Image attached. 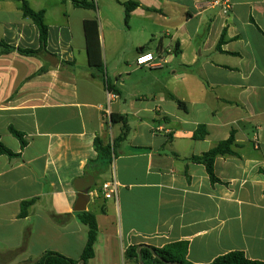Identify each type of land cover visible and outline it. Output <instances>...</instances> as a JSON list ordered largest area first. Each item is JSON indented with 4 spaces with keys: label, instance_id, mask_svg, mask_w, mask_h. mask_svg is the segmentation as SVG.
Wrapping results in <instances>:
<instances>
[{
    "label": "crops",
    "instance_id": "crops-1",
    "mask_svg": "<svg viewBox=\"0 0 264 264\" xmlns=\"http://www.w3.org/2000/svg\"><path fill=\"white\" fill-rule=\"evenodd\" d=\"M21 1L45 13L48 41L37 56L1 44L40 49ZM91 1L95 9L0 0V138L20 155L0 154V264H30L47 251L80 260L88 235L80 193L90 196L85 211L99 227L89 264H126L130 246L172 243L188 245L192 264L236 251L264 263V0H229L228 15L208 0ZM127 2L139 5L128 22ZM87 20L99 23L105 71L119 93L110 105L88 65ZM176 47L161 68L136 65L142 53ZM138 70L145 72L133 79ZM107 112L126 116L130 133L112 165L90 174L96 137L112 144L121 134ZM202 125L207 135L197 140ZM11 127L23 133L24 149ZM232 134L235 155L215 160L220 182L212 183L190 159ZM113 179L117 199H106L102 185Z\"/></svg>",
    "mask_w": 264,
    "mask_h": 264
},
{
    "label": "trees",
    "instance_id": "trees-1",
    "mask_svg": "<svg viewBox=\"0 0 264 264\" xmlns=\"http://www.w3.org/2000/svg\"><path fill=\"white\" fill-rule=\"evenodd\" d=\"M73 5L77 8L83 9H95L96 3L91 0H70ZM21 10L23 14L31 18L37 25L40 33V49L39 50H24L15 49L9 45L1 43L6 52H11L17 50L20 54L26 56H37L42 51L46 50V45L48 41L49 28L44 20V11L36 12L34 11L26 1H21ZM125 8V21L128 22L132 12L139 7L135 2H127L123 4ZM85 38L87 43V56L88 65L94 71L92 77L96 79H101L105 88L108 92L112 94H119L118 91L112 86L107 78L105 71V64L103 60V53L101 47V41L99 36V23L97 20H87L84 23ZM224 32L222 38L219 42V46L224 42ZM176 53H179L178 47L175 48ZM178 106L185 109V104L178 101ZM109 124L112 126L120 125L121 134L116 138L112 144H105L100 137H96L94 141L95 151L97 153V158L95 160H90L87 163V172L91 170L90 174H101L105 172L114 161V154L116 147L124 142L130 133V128L128 125V119L124 115L110 114ZM11 133L15 136L21 143V148L24 149L27 146V142L24 139L23 133L17 131L13 127L10 128ZM207 135V130L204 125L200 126L196 131L194 138L197 140H202ZM235 146L234 134L226 140L217 144L215 147L210 149L208 152L203 153L200 156H194L190 159L191 162L203 165L209 175L210 181L212 183H218L220 180L217 178L215 173V160L218 157L235 155L233 147ZM0 154L6 155L10 158L19 157V154L13 153L8 149L1 141L0 138ZM30 203H25L26 207ZM79 219L88 227L87 242L81 256L80 260H74L68 258L60 253L54 251L45 252L38 260L30 262V264H79L84 262V264H89V261L95 256V244L97 243L99 236V227L97 223L96 216L89 212H82L79 215ZM153 252L156 253L154 256ZM188 245L186 243H172L163 248H155L150 246H144L141 249L142 260L144 264H168V262H178L181 264H192L187 259ZM126 264H139V254L138 246H130L125 250L124 253ZM210 264H264L260 261L249 260L243 252H232L221 256L214 260Z\"/></svg>",
    "mask_w": 264,
    "mask_h": 264
},
{
    "label": "built area",
    "instance_id": "built-area-1",
    "mask_svg": "<svg viewBox=\"0 0 264 264\" xmlns=\"http://www.w3.org/2000/svg\"><path fill=\"white\" fill-rule=\"evenodd\" d=\"M207 7L216 8L220 7L224 15H228L231 10L229 0H208ZM177 54L175 48H161L154 53H142L136 59L137 67H153L161 68L170 62L171 56ZM115 96L109 92L108 105ZM110 114L107 112L106 117L109 118ZM119 184L116 180H111L102 185V192L106 199H117Z\"/></svg>",
    "mask_w": 264,
    "mask_h": 264
},
{
    "label": "rangeland",
    "instance_id": "rangeland-1",
    "mask_svg": "<svg viewBox=\"0 0 264 264\" xmlns=\"http://www.w3.org/2000/svg\"><path fill=\"white\" fill-rule=\"evenodd\" d=\"M71 9L72 8H70V12H71ZM77 13H80V14H82L83 12L82 11H80V10H77L76 11ZM91 13V12H90ZM96 16H98V15H96ZM73 30H74V43L78 46L79 45V43H82V41H83V38H82V35H81V31H80V33H78L79 32V30L77 29V27L76 26H74L73 27ZM78 31V32H77ZM102 53H103V46H102ZM77 55L79 56V53H77ZM105 55L103 54V60L105 61V57H104ZM78 59H80L81 61H84L85 63H86V60H87V58H86V54H84V52H82L81 54H80V56H79V58ZM106 62H108L109 63V59L108 58H106ZM105 63V62H104ZM134 63V67H136L135 66V62H133ZM107 69V68H106ZM110 69H111V67H110ZM145 71H140V70H138V73H136V74H133L132 75V78L133 79H137V78H140V77H142V74L141 73H144ZM124 77H127V76H124Z\"/></svg>",
    "mask_w": 264,
    "mask_h": 264
},
{
    "label": "water",
    "instance_id": "water-1",
    "mask_svg": "<svg viewBox=\"0 0 264 264\" xmlns=\"http://www.w3.org/2000/svg\"><path fill=\"white\" fill-rule=\"evenodd\" d=\"M90 201V196L88 194H85V193H80L79 194V197H78V201H77V206H76V210L79 211V212H83L86 210V207H87V204L89 203ZM144 246H139L138 247V254H139V264H144L143 260H142V255H141V249L143 248ZM154 256H156V253L153 252ZM79 264H84V262H80ZM168 264H181V263H178V262H168Z\"/></svg>",
    "mask_w": 264,
    "mask_h": 264
}]
</instances>
